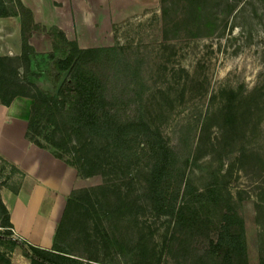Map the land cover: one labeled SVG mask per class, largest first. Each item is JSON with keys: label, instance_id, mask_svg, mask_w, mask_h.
<instances>
[{"label": "trees", "instance_id": "trees-1", "mask_svg": "<svg viewBox=\"0 0 264 264\" xmlns=\"http://www.w3.org/2000/svg\"><path fill=\"white\" fill-rule=\"evenodd\" d=\"M242 1L161 0L164 40L171 34L174 38L221 34ZM7 16L20 18L21 52L0 56V103L8 106L17 97L28 98L26 138L70 166L79 164L84 176H101L103 182L92 188L97 203L87 188L73 189L52 248L37 247L11 236L10 213L1 190L18 193L25 173L0 154V226L4 228L0 245L20 247L30 264H161L164 251L154 244L158 228L144 231L129 220L147 211L173 221L171 237L180 250L192 249L193 264H250L243 218L232 192L221 182L222 170L229 171L225 160L217 159L219 164L198 187L185 180L182 164L187 157H179L157 129L141 117H122L138 88H130V78L136 74H131V63L118 47L81 48L58 26L37 22L21 0H0V17ZM35 32L50 39V51L39 52L30 43ZM67 70L57 93L41 88L46 82L55 85ZM225 98L212 152H226V139L233 145L237 136L246 134L244 123L262 96L231 89ZM202 132L203 136L205 128ZM70 142L77 158L69 156ZM248 157L242 148L236 161L243 164ZM141 161L147 169L142 189L114 185L116 176L126 175ZM260 251L258 264H264V243ZM0 264H10L1 251Z\"/></svg>", "mask_w": 264, "mask_h": 264}, {"label": "rangeland", "instance_id": "rangeland-1", "mask_svg": "<svg viewBox=\"0 0 264 264\" xmlns=\"http://www.w3.org/2000/svg\"><path fill=\"white\" fill-rule=\"evenodd\" d=\"M128 5L127 14L112 28L113 40L109 41L130 61L131 74H136L130 78V88H138V93L122 109V117H141L157 129L179 157H187L182 164L185 180L198 187L219 164L217 159L225 160L229 171L222 170L221 182L232 192L243 218L250 264H258L264 243V0H243L221 34L198 38H174L171 34L167 40L161 0H132ZM95 6L93 1L91 7ZM231 89L243 90L244 95L259 92L262 99L244 123L246 134L237 136L233 145L226 139V152H212L210 146L219 138L225 94ZM69 147V156L77 158L74 143ZM242 148L249 155L243 164L236 161ZM146 174L141 161L126 175L116 176L114 185L140 190ZM86 178V186L79 188H87L97 203L92 188L103 179ZM71 182L72 177L66 175L59 186L64 198ZM64 203H60L61 211ZM129 220L144 231L158 228L154 244L164 251L161 264H193L192 249L184 252L172 239L173 221L168 216L155 217L145 211Z\"/></svg>", "mask_w": 264, "mask_h": 264}, {"label": "crops", "instance_id": "crops-1", "mask_svg": "<svg viewBox=\"0 0 264 264\" xmlns=\"http://www.w3.org/2000/svg\"><path fill=\"white\" fill-rule=\"evenodd\" d=\"M21 1L34 12L37 22L56 25L81 48H91L111 46L112 28L122 21L132 0H93L95 7H91L92 0ZM20 30L19 17H0V56L20 54ZM30 43L39 52L52 49L51 41L44 33H33ZM29 113L28 98L17 97L8 106L0 103V154L25 173L18 193L4 187L1 199L10 213L16 238L50 249L64 210L63 207L61 211L60 203L66 202L60 193L61 182L66 175L72 177L67 187L68 196L73 189L85 187L89 180L79 164L70 166L26 138ZM0 251L10 264H30L20 247L1 245Z\"/></svg>", "mask_w": 264, "mask_h": 264}, {"label": "water", "instance_id": "water-1", "mask_svg": "<svg viewBox=\"0 0 264 264\" xmlns=\"http://www.w3.org/2000/svg\"><path fill=\"white\" fill-rule=\"evenodd\" d=\"M68 72H69V70L65 71L63 73V75L60 77V79L56 82L55 85L46 82V83L40 84L41 85V88L44 89V90H46V91H54V92L57 93L58 90H59V88H60V86L62 85V83L66 79V77L68 75Z\"/></svg>", "mask_w": 264, "mask_h": 264}, {"label": "built area", "instance_id": "built-area-1", "mask_svg": "<svg viewBox=\"0 0 264 264\" xmlns=\"http://www.w3.org/2000/svg\"><path fill=\"white\" fill-rule=\"evenodd\" d=\"M3 230H4V228L0 226V231H3ZM10 230L12 231V233H13V235H14V231H13V229L10 228ZM12 238L15 239V236H12Z\"/></svg>", "mask_w": 264, "mask_h": 264}]
</instances>
